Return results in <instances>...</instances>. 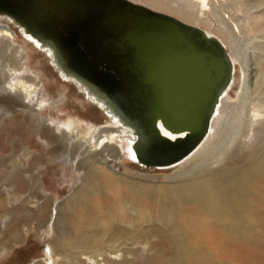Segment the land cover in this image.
Masks as SVG:
<instances>
[{"label": "rangeland", "instance_id": "obj_1", "mask_svg": "<svg viewBox=\"0 0 264 264\" xmlns=\"http://www.w3.org/2000/svg\"><path fill=\"white\" fill-rule=\"evenodd\" d=\"M133 2L207 30L230 53L235 50L234 81L225 96L229 108L237 103L228 122V126L235 124V142L227 154L214 160L207 155L195 164L197 156L167 168L131 161L127 133L63 79L45 51L1 20L0 25L9 26L14 35L10 38L0 32V264H51L62 257L77 259L80 264H264V11L249 30L245 23L252 21L250 10L243 9L244 19L237 18L243 23L241 34L233 39L225 35L226 40L215 31L217 20L210 14L213 23L207 27L201 20L180 16L183 5L168 4L177 8L169 11L143 0ZM233 7L230 3L227 11ZM19 79L36 85L33 96L26 97L22 88L10 85ZM77 119L80 126L95 127L92 130L99 135L105 126L110 127L114 141L94 149L77 135L79 127L70 131L65 125ZM243 121L253 124L252 132L245 136L237 132ZM42 128H49L48 136L54 140L49 145L42 141ZM160 132L169 138L162 128ZM102 162L115 172L134 176L130 181L134 188L117 182L110 191L107 182L99 186L101 181H97L93 205L100 207L101 219L108 209L118 221L98 228L93 236L85 231L69 235L74 241L57 239L52 226L58 227L59 205L84 177H101V168L111 172ZM222 166L229 169L230 178L219 177ZM137 177L145 179L147 186ZM127 179L123 177L126 183ZM199 179L203 185L198 184ZM194 183L201 193L207 191L203 200L193 195ZM177 184L180 190H173ZM113 186L118 190L113 192ZM70 216H65L67 222ZM211 236L213 243L208 244L206 239ZM50 240L57 255L48 252ZM81 240L91 257L79 255L81 246L76 242Z\"/></svg>", "mask_w": 264, "mask_h": 264}, {"label": "water", "instance_id": "obj_2", "mask_svg": "<svg viewBox=\"0 0 264 264\" xmlns=\"http://www.w3.org/2000/svg\"><path fill=\"white\" fill-rule=\"evenodd\" d=\"M0 13L49 46L57 66L138 135L145 125L157 131L159 118L174 130L189 127L198 143L231 82L232 62L217 38L131 0H0ZM135 150L145 167L166 163Z\"/></svg>", "mask_w": 264, "mask_h": 264}, {"label": "bare ground", "instance_id": "obj_3", "mask_svg": "<svg viewBox=\"0 0 264 264\" xmlns=\"http://www.w3.org/2000/svg\"><path fill=\"white\" fill-rule=\"evenodd\" d=\"M131 1L133 2V0ZM143 2H145V4L147 5L151 4V6L153 5L154 7H158V8L162 7L161 10L162 9L167 10L164 7H167L168 4L172 5L171 3H174L176 5L177 4L183 5V7L180 8L183 11L182 13L176 12V11L175 12L180 13L181 14L180 16H182L183 18L188 17L186 18L187 20L188 19L192 21L201 20V23H203L202 25L207 26V27H209L213 23L209 19L208 15L210 14L211 16L214 17V19L217 20L215 31L224 39H226L225 35L233 39V38H238V36L241 34L239 28L241 25H243V23L237 22V18H240L241 20L244 19V13L242 12L243 9L247 8L250 10L249 17H251L252 21L245 23V25L248 27L249 30L253 29V28L251 29V25H253L252 24L253 21L255 22V21H259L262 19L263 11H264V0H167V2H164V0L163 1L162 0H143ZM230 3H232L234 7L230 11H227L230 7ZM160 4L162 6H160ZM146 7L153 9L149 6H146ZM167 8L169 9V11L177 9L176 7H174V9H171V7L170 8L167 7ZM153 10H156V9H153ZM156 11H159V10H156ZM176 19L182 21L179 18H176ZM1 20H4L6 23L13 25L17 29L21 30L22 34L25 37L28 36L27 38H29L30 41H32V43L36 47L40 48V50L45 51L47 55L49 56L50 62L52 63V66L55 69V71L63 79L68 80L69 82H72L82 92L84 97L89 100L91 104L95 105L96 107L102 110V112L106 115L109 121H112L114 124L119 126L121 129H123L127 133L129 139L126 143V149H127L126 151H127V157L131 161L136 162L137 164H140L136 159L137 152L135 149H137V151H140L146 158L158 157L160 159H164V161L166 162V163H158L157 165L148 166V167L167 168V167L174 166L178 163H181L184 160L189 159L190 157L193 158V156L194 157L197 156L195 157V160H194V164H195L197 161L201 159V157L205 158L207 155H211L207 157V159L214 160V159H217L227 154V152L229 151L228 147H230V145L233 144V142H235V139H234L235 135L233 137V134H235V132L233 133L235 124H231L228 126V122L232 118V117H229V114L230 113L232 114L233 112L232 108L235 107L237 103L232 104L229 108V104L226 103L225 101V96L228 92V89H230L234 81V61L235 59H237V56L235 58L232 57L233 53H235V50L232 51L231 52L232 54H231L228 51V49L224 46V44H222V42L218 39V37L212 34H208L207 30H204V31L208 35L214 36L215 38H217L220 41V43L225 47L227 54L232 62L233 71H232V77H231V82L229 86L225 89L223 95L218 99V101L215 104L214 110L211 113V116L208 120L207 131L205 132L204 136L199 140L198 143L192 144L193 141L191 142V140L194 137V133H191V131L189 130V127L180 129V130H174L172 128L164 126L161 119L159 118L156 123L157 131L151 128L150 125H145V127L142 129L143 134L138 135L135 128L131 124L123 122L117 116V114L104 102L102 98H97L96 94H94L93 92H90V90L85 84H83L81 81H79L72 75L66 74L65 72H63L57 66V63L54 60V55L51 53V48L49 46L47 45L42 46L36 38H33V36L26 33L24 27L18 24V22H16L11 16H8L7 14H4V13H0V21ZM4 26L0 25V32L4 34L5 36L12 38L14 35V32L10 29L9 26L7 27L6 26L4 27ZM240 54L241 56H243V53H240ZM10 62L14 63L13 60H10ZM244 71L245 73L247 72L246 68H244ZM257 74H259V72H257ZM257 81H258L257 78H255V82ZM244 84H246V79H245ZM10 85L12 87L22 88L26 97L33 96V93L37 89L36 85L31 84V83L28 84L21 79H19L18 81ZM37 102L39 103V101ZM257 113H262V111H258ZM249 118L250 116L246 117V120H248ZM80 124L81 123L79 119L75 121L71 120V122H65V125L69 128L70 131H72V129H75L76 126L79 127L80 130L77 131V135H79L80 139H83L84 141L88 143L91 142L94 149L104 148L108 146L109 144H111L112 141H114V133L113 131H110L111 130L110 127L105 126V129L101 132L102 135H99V133L95 132L96 131L95 129L92 130L95 127L86 125L87 127L85 128V126L84 127L80 126ZM159 125L161 126L162 131H164L165 134L169 135V138L165 135H162V132H160L161 128L159 127ZM192 125H194L192 127L193 131L195 130L198 131L199 126H196L194 123L191 124V126ZM242 126L243 127L239 128V130L237 131V132H240L242 136H245L246 133L252 132L251 126H253V124L248 125L246 121H243ZM48 129L49 128L47 129L42 128L40 131V134H41V137L43 138L42 141L44 140V142L49 145L54 140L52 139V136L51 138L48 136V132H47ZM83 129L85 130L82 131ZM64 131L65 130H63L62 135L66 134L64 133ZM190 136H193V137H190ZM214 137L216 138L214 139ZM159 138H162L163 141ZM180 138H183V139L181 141H178ZM190 142H191V145L189 146ZM77 144L78 142L73 143L72 146L75 147ZM185 145L189 147L188 150H186L187 148ZM215 151H218V153H215ZM102 164H103V167L106 166L107 168L111 169V167L110 166L108 167V165H106L105 162H102ZM222 167L223 168L221 172L218 174L219 177L223 179L230 178L229 173H228L229 169L226 168L225 166H222ZM98 171H99V167H98ZM100 172H101L100 173L101 177H99L100 175H98L96 177L97 179L95 178L96 180L95 179L93 180L89 176L84 177L83 180L80 182V184L77 186V189L76 190L74 189L73 193H71L68 197H66L64 201L62 200V204L59 205L58 207L59 217H60L59 219H57L58 227H56L55 225L52 226V228L54 229L53 235H55L57 239L61 238L64 241L66 240L74 241L73 239L74 237L72 238L69 235L75 236V235H79V233H82V232L84 233L85 231H87L86 233L88 232L92 233L91 236H93V233L98 231V228H101V227L105 228L107 227L106 226L107 224L111 225L113 224V222L118 221L117 216L114 214H111V212L108 209H107V212L109 214L106 213L105 218L101 219L99 216L101 212L100 207L93 205V203L95 202V199H94L95 192L98 191L97 181H101V184L100 182H98V184H100L99 186H101L104 182H107V184L110 187L109 188L110 191H111V186H112L111 184H115L117 182H119L121 185L129 184L131 188H134V182H130V181H134V176L129 175V173L120 174L118 172H115L112 169H111V172H106L104 168H101ZM123 177H126V179L129 178L127 179V181L129 180L128 183H126L123 180ZM137 180L142 181V182L144 181L147 186L146 180L143 179L142 177H137ZM144 182H143V187L145 186ZM198 184L203 185L204 184L203 180L199 179ZM185 186L186 184L182 185L183 188H185ZM196 186L197 184L194 183L193 185L194 190H192V193L194 196L198 195V198L200 200H203L206 197L207 191L201 193L199 190L196 189ZM173 188H174L173 190H180V184L174 185ZM114 190H118V189L114 188L113 186L112 191L114 192ZM184 190H186V188ZM110 191L107 190L109 194H110ZM173 192H170V193H173ZM122 206L124 205H121V207ZM2 207H3V201L2 199H0V208ZM75 208L77 209L74 211ZM91 210H95V213L92 214L90 212ZM69 215H71L72 217L70 216L67 222V220L65 219V216H69ZM74 215H78L76 219L74 218ZM85 237H88V235H86ZM53 240L55 241L56 239H53ZM53 240H50L47 244L49 245V248H47L48 252L49 253L51 252V255L56 254L52 246L54 242ZM207 241H209L208 244H210L211 242L213 243L212 236L208 237L206 239V242ZM76 243L79 246H81L78 248L79 255L83 254L87 258L91 257V254L89 253L90 251L88 252L87 250L88 247L86 248L85 246V250L87 251L84 250V241L81 240ZM74 258H79V257L73 256L72 259ZM54 261L53 263L51 262L50 263L51 264H77L78 262L77 259L74 261H70L69 259H66V257H62V259L59 261L58 260H54Z\"/></svg>", "mask_w": 264, "mask_h": 264}]
</instances>
